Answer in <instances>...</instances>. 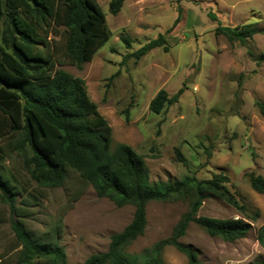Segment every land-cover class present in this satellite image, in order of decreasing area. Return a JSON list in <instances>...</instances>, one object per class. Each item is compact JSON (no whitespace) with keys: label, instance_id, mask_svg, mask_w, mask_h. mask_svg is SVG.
<instances>
[{"label":"rangeland","instance_id":"374dc122","mask_svg":"<svg viewBox=\"0 0 264 264\" xmlns=\"http://www.w3.org/2000/svg\"><path fill=\"white\" fill-rule=\"evenodd\" d=\"M105 15L108 41L80 68L61 71L82 80L86 94L111 128L112 148L126 144L142 156L151 183L196 177L208 180L222 173L237 201L235 208L209 194L197 216L241 219L247 235L227 242L189 224L180 242L192 246L201 264H249L264 260L257 230L264 225V194L251 189L247 175L264 177V0H125L120 12L108 11L109 0H96ZM213 14L216 21L210 19ZM168 51L156 48L139 60L127 54L165 34ZM252 24L257 33L244 44L215 35V28ZM127 37L129 47L122 38ZM113 75H115L113 77ZM182 88L178 102L160 114L148 106L159 90L169 97ZM127 110V118L123 111ZM10 168L18 165L6 162ZM28 229L41 231L66 203L62 189H46ZM186 201L152 202L146 226L123 251L137 255L167 238L188 210ZM133 207H117L88 188L63 219L60 237L68 264H82L105 252L110 236L131 221ZM259 217L251 220V215ZM7 206L0 202V264H17V247ZM163 264H187L173 247L162 252Z\"/></svg>","mask_w":264,"mask_h":264},{"label":"trees","instance_id":"16d2710c","mask_svg":"<svg viewBox=\"0 0 264 264\" xmlns=\"http://www.w3.org/2000/svg\"><path fill=\"white\" fill-rule=\"evenodd\" d=\"M125 0H109L108 11L117 15ZM208 17L216 21L213 14ZM165 34L125 56L139 60L156 48L168 51ZM257 30L218 25L215 35L244 44ZM106 18L96 0H0V202L7 206L17 247V264H68L60 237L64 216L88 189L117 207L131 205V221L110 236L105 252L82 264H163L162 252L173 247L187 264H201L197 252L180 242L189 224L227 242L244 238L251 226L241 219L221 220L197 216L203 200L214 195L235 208L237 201L226 187L228 178L213 174L208 180L185 177L151 183L142 156L126 144L112 148L111 128L86 94L82 80L58 69L80 68L109 39ZM129 47L127 37L122 38ZM115 75H113L114 77ZM182 88L171 97L159 90L148 109L160 114L178 102ZM264 116V103L256 102ZM127 110L123 113L127 118ZM18 166L7 168L4 163ZM250 187L264 194V177L249 173ZM46 189H62L66 203L41 231L28 229L34 208L46 200ZM186 201L188 210L171 234L137 255L123 251L146 226V207L152 202ZM259 212L251 215L255 221ZM264 247V225L257 230ZM249 264H264V260Z\"/></svg>","mask_w":264,"mask_h":264}]
</instances>
